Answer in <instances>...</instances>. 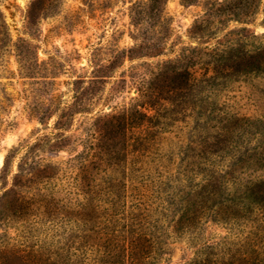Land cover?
<instances>
[{
	"label": "rangeland",
	"instance_id": "rangeland-1",
	"mask_svg": "<svg viewBox=\"0 0 264 264\" xmlns=\"http://www.w3.org/2000/svg\"><path fill=\"white\" fill-rule=\"evenodd\" d=\"M150 2L0 0V195L56 167L0 264H264V0Z\"/></svg>",
	"mask_w": 264,
	"mask_h": 264
},
{
	"label": "trees",
	"instance_id": "trees-1",
	"mask_svg": "<svg viewBox=\"0 0 264 264\" xmlns=\"http://www.w3.org/2000/svg\"><path fill=\"white\" fill-rule=\"evenodd\" d=\"M185 2L190 0H183ZM166 3V0H151L150 4L147 8H142L137 10L139 14L143 13H153V11L158 10ZM226 8H216L217 11H225ZM213 10V11H214ZM230 10V9H229ZM145 101L149 102L146 99L154 101L155 94L145 92ZM150 101V102H151ZM141 107L145 108L144 105L138 103L133 107L126 108L121 112L112 115L110 119V129L111 130H120L121 124H139L144 119L148 118V113L141 109ZM108 129L106 127L101 126L99 129V134L101 136L105 135ZM35 146L37 144H34ZM29 146L28 144L26 145ZM30 147V146H29ZM50 148L52 150H57L60 148V145L51 144ZM97 151H101L100 144L94 143L92 147V155L97 156ZM7 160L4 164L3 171L6 170ZM56 167L49 163L41 164L37 163L34 171L24 178H20L16 175L15 183L11 187L5 186L4 192L0 195V221L7 225L12 221H15L18 218L26 217L31 214L35 210H41L46 214L47 211H44L48 208L50 202L49 193L46 192V187L48 181H50L55 172ZM27 187L28 190L33 191H25L21 190L22 187ZM235 262L233 264H239L240 260H243V257L234 256ZM191 264H227L223 263V261H208L207 257L203 255L198 256Z\"/></svg>",
	"mask_w": 264,
	"mask_h": 264
}]
</instances>
